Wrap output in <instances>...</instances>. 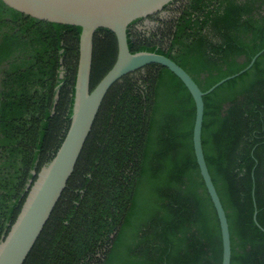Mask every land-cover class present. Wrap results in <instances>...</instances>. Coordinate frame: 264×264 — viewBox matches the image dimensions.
<instances>
[{
	"label": "trees",
	"instance_id": "trees-1",
	"mask_svg": "<svg viewBox=\"0 0 264 264\" xmlns=\"http://www.w3.org/2000/svg\"><path fill=\"white\" fill-rule=\"evenodd\" d=\"M157 30L128 27L133 54L166 56L206 92L264 50V0H175ZM150 18H155L151 17ZM83 29L0 0V243L72 123ZM93 40L91 91L114 66ZM143 72V73H142ZM202 144L230 227L231 264H264V52L204 97ZM194 99L152 64L107 95L75 171L24 264H222L220 221L196 159ZM35 173V174H34ZM254 191V194H253Z\"/></svg>",
	"mask_w": 264,
	"mask_h": 264
},
{
	"label": "water",
	"instance_id": "water-1",
	"mask_svg": "<svg viewBox=\"0 0 264 264\" xmlns=\"http://www.w3.org/2000/svg\"><path fill=\"white\" fill-rule=\"evenodd\" d=\"M13 10L40 21L83 29L76 82L74 112L70 129L52 162L43 167L37 181L29 184V194L15 224L0 243V264H24L59 203L72 177L97 116L111 89L125 76L156 64L169 69L186 86L196 105L193 142L196 159L208 193L220 221L223 241L222 264H231L232 243L229 222L205 159L202 129L205 113L204 97L225 82L234 79L255 64L264 50L250 65L236 75L225 78L203 92L193 78L170 58L149 52L133 54L129 48L128 27L169 6L175 0H1ZM111 30L118 43L117 60L108 74L91 91L93 40L98 29ZM35 174V173H34ZM254 194V191H253ZM254 221L258 210L255 205Z\"/></svg>",
	"mask_w": 264,
	"mask_h": 264
},
{
	"label": "rangeland",
	"instance_id": "rangeland-1",
	"mask_svg": "<svg viewBox=\"0 0 264 264\" xmlns=\"http://www.w3.org/2000/svg\"><path fill=\"white\" fill-rule=\"evenodd\" d=\"M177 7H178V5H176V3L174 1L169 6H167L166 8L150 15L151 17H155V18H150L149 16L144 18L143 22L134 26L135 32L151 33L153 31L157 30L160 25L155 20L156 19H161L164 21L172 20L177 15L176 14L177 13Z\"/></svg>",
	"mask_w": 264,
	"mask_h": 264
}]
</instances>
